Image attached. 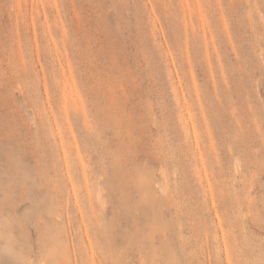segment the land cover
Segmentation results:
<instances>
[{"label":"rangeland","instance_id":"1","mask_svg":"<svg viewBox=\"0 0 264 264\" xmlns=\"http://www.w3.org/2000/svg\"><path fill=\"white\" fill-rule=\"evenodd\" d=\"M0 264H264V0H0Z\"/></svg>","mask_w":264,"mask_h":264}]
</instances>
